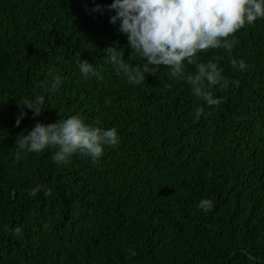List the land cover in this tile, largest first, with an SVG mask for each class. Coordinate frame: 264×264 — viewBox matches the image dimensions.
Returning <instances> with one entry per match:
<instances>
[{"label":"trees","instance_id":"1","mask_svg":"<svg viewBox=\"0 0 264 264\" xmlns=\"http://www.w3.org/2000/svg\"><path fill=\"white\" fill-rule=\"evenodd\" d=\"M111 3L0 0V264H264V18L227 37L231 50L198 52V62L220 57L229 80L208 106L167 66L140 84L117 73L109 47L141 58L129 60ZM80 59L103 79L86 78ZM39 95L42 115L26 109L17 126L18 100ZM76 114L117 128L119 144L96 160L56 164L51 148L16 159L21 133ZM37 184L51 194L30 195ZM17 225L22 236L6 230Z\"/></svg>","mask_w":264,"mask_h":264},{"label":"clouds","instance_id":"2","mask_svg":"<svg viewBox=\"0 0 264 264\" xmlns=\"http://www.w3.org/2000/svg\"><path fill=\"white\" fill-rule=\"evenodd\" d=\"M114 10L111 16L113 24L119 22L120 31L127 36L132 59L135 55L141 58L139 63L131 64L121 55L122 50L115 47L106 49L107 57L115 66L117 73L127 76L130 84H140L149 74L158 71L161 65L167 66L170 78L185 79L191 91L202 98L208 106H218L223 97L212 92L213 86L221 89L228 87L229 80L223 75L219 59L198 62V52L209 48L223 47L231 50L233 42L226 39L246 24L264 18V0H113L107 6ZM103 6L97 4L96 10ZM187 64H194L196 71L186 73ZM81 73L87 78L94 75L103 79L95 65L88 60L77 61ZM232 64L241 70L247 65L243 59L232 60ZM238 85L239 81H235ZM62 77L55 75L52 89L60 87ZM45 97L35 99L21 98L18 102L21 110L16 125L28 115L26 109L33 110L35 116L42 115ZM203 105L194 112L199 119L204 113ZM120 142L117 128H102L85 121L80 115H71L56 122H36L33 128L19 135L16 139L17 160L23 153H40L53 149L51 159L56 164H67L76 153L91 156L96 160L103 156L105 145L116 146ZM41 190L50 195L51 189L37 184L29 194L37 195ZM212 200L203 198L199 208L207 211L212 207ZM17 236H22V228H6ZM135 255L134 250H130Z\"/></svg>","mask_w":264,"mask_h":264}]
</instances>
